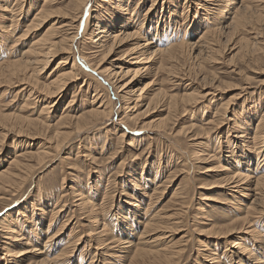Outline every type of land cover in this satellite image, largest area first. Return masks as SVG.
Listing matches in <instances>:
<instances>
[{
	"label": "bare ground",
	"instance_id": "obj_1",
	"mask_svg": "<svg viewBox=\"0 0 264 264\" xmlns=\"http://www.w3.org/2000/svg\"><path fill=\"white\" fill-rule=\"evenodd\" d=\"M91 1L92 0L70 1L71 3L70 5L68 4V9L65 7L66 10L71 9L77 13L78 11L76 12L75 10L79 9V16L73 17L71 21L69 20L70 26H73V23L79 22V19L81 20L82 14L85 12L87 5ZM159 1L161 2V0H151V4L145 8L148 0H143L142 2L141 0H96L94 3L95 6L91 9V12L94 13L92 17L93 25L91 26V29H89L85 39L87 40V45L92 47L90 50L93 51H89L91 52L89 57L92 58L89 59V57L84 56L80 57L86 59L84 61L86 65L83 63L84 66L79 67L75 58L68 55L75 46V41L79 32L77 26L73 27V32L71 31L72 33L69 31L72 28L69 30L67 29L70 32V35H65V39H61V36V38L59 37L58 39L54 37L55 34L57 36L56 30L59 27L58 25V27H56L55 23H51L52 25L49 23L51 25L49 29L47 27V30L45 29L43 33L42 31L38 33L41 25H43V23L45 25L44 21L50 17V13L53 11L51 9L57 4H54L52 0H0V57L4 55L3 53H8L6 56L4 55L0 58V87L2 85H8L12 81L20 82L19 85H22L23 87L21 86L22 88H20L19 92L25 93L26 99H24V104H26V106L36 95L37 97H35L33 101L37 99L40 103L39 113L37 112L38 116L36 117L39 119H33L34 121H38L41 125L48 124L49 121L51 122L53 119L52 117V119L48 117V120L44 121L40 119V115L43 113L48 114L51 112V109L61 105L68 98H66L68 95L66 94V90L76 81L82 80V84L78 87L80 89L83 88L84 93H82V95L85 93L87 94L88 90L93 88V94L91 93L92 96L89 97L91 99H88V110L84 113L79 115L76 113L68 116L67 114L64 115L65 111H67L66 109L71 106L74 101L73 96L70 97L72 100L68 98L70 100L67 102L69 106L67 108H65V105L62 107V111L59 113L60 116L57 118L58 121H56L53 125L51 131V139L53 140L51 145L54 146L53 148L56 152L62 151V149L66 148L68 144V142L64 139H67L66 136L68 134L66 131L65 135L61 133V129H63L61 128L62 126L64 127V125H70L72 122L74 134H71L78 137L81 133L96 127L98 124L103 125L106 121L111 122L110 117L112 115V108L109 106L110 102L104 100L102 94L104 88L102 87V82H100L101 80L97 77H104L106 81H109L110 84L120 93V99L122 101H126L125 107H123L126 112L123 113L124 115L121 119H119L120 123L118 124H123V126L127 128L136 126V121H138L137 118L146 116L144 115V112H146L151 105L158 104L160 99L164 98L162 95H165L166 89L164 90L162 87V82H159L160 84L158 83L159 80L157 79H159V74L167 69L168 73L172 72V68L174 67L173 63H175L181 56L186 57V55H188V58L191 59L192 57L194 61H199L200 63L212 64L215 62L214 57L221 53L222 45L224 46L226 43L232 44L230 41L236 34L239 32H246L248 30H252L253 33L256 31V28L253 29L254 23L252 22L253 15L256 12L253 11L254 8L257 7L260 2L263 3L264 0H166L164 3H160ZM55 11L56 8L52 14L53 17L55 15L54 13L57 12ZM59 14L60 13H58V15ZM63 14L67 15L63 13L62 10L61 15L63 16ZM53 17L51 16V18ZM67 19H69V17ZM19 21L20 24L22 23L23 28L17 31L16 27L17 24H19ZM182 26L186 29H184L186 32V37L184 39L171 36L174 29L177 30V27L178 29H181L183 28ZM62 32H64L63 29ZM254 35L257 38L261 37L256 33H254ZM244 39L245 38L243 37V40ZM238 50H241L239 46ZM61 53H67L68 56L65 58L62 57L58 64L65 66L71 59V65L63 69L53 78L45 79V83L39 84L37 80L40 73L42 74L43 71L50 66L51 61ZM58 64H56L55 67H57ZM150 77H152V79H150ZM196 80L199 82V85L202 84L200 85L202 87L201 92L197 93L201 95L200 97L203 96L208 100L209 93H206V89L208 88L206 85H209L212 82L210 81L207 83V78L205 76L198 77ZM262 84L264 83L262 82ZM193 94H191V97ZM235 94H237V92ZM171 95L172 94H170L168 98L166 97L165 101H163L169 106L171 105V100L174 101L172 99L173 96ZM191 97L190 99H192ZM232 97L233 96H231V98ZM228 99H230V97ZM85 100H83V102H85ZM225 101L222 104L219 102V104L213 105L214 102L211 98L209 99V102L207 101L205 104L206 106L203 108L207 110L208 116H199V113L192 117L195 121L198 118L200 119H198L200 125L197 126L196 130H203V132L199 131L197 135L199 136V134H201L202 136H205H203V138L198 137L195 139L197 141H202L198 142L197 145L200 147L196 150L193 156L196 164L205 163L209 165V167H204L207 169V172L214 171L215 174L220 173V184L223 185L221 187H224L221 188V192L225 197L221 200L224 204L221 203L220 205H226L224 208L226 209V217H228L226 218V226H224L220 231V234H222L220 235V238L222 239L221 242L225 245L232 243V247L235 251L217 253L213 248V252L205 250L206 253L201 258H203L204 264H264V99H253L246 104L240 103L241 105L238 110H236L235 107L230 106L229 101V103ZM183 103L185 102H182V104ZM220 105L221 109L219 110L218 108ZM137 106H140L141 108L145 107V109L143 112L137 111L136 109L134 110ZM261 106L263 107L260 108ZM132 110L133 113L134 111L135 113L136 111L139 113L134 115L131 113ZM189 110L187 111L189 112ZM32 114L33 113H31V115ZM175 114L177 113L175 112ZM166 115L173 116L172 114H169V112ZM217 115H220V118ZM21 117L22 116H20V118ZM217 117L219 119L216 120ZM22 119H24L25 122H33L27 117ZM162 119L159 122H162ZM98 121H100V123H98ZM156 121L157 120H155L154 123ZM167 122L169 123V121ZM224 122H226L225 124L227 126V128H225L226 136H224V138H216L215 140V136L209 135L211 132L210 129H203V126L206 127L212 124L223 125L222 123ZM109 125L111 127L109 128L111 136H117L120 138V143L119 141L118 143L121 144L123 141L122 139H124L126 135L125 132L127 131L124 132L123 130H119V126L117 127L113 122ZM149 125L150 124L148 123L147 126L150 127ZM8 126L10 127V125ZM26 126L27 130H30L28 129V125ZM191 127L192 126H190V128ZM11 128H14V126ZM47 128L50 127L47 126ZM16 131L18 132V130H15V132ZM232 131L235 134L233 137L235 141L231 143L229 137L233 134L229 135V133ZM5 132L6 131H4V133ZM19 133L22 134L21 132ZM178 133H180V131H178ZM29 134L31 135V133ZM29 138L32 139L31 137ZM214 140L217 143H214ZM127 145L134 148L138 147L140 143L135 140L134 143L130 142V144L127 143ZM95 146L98 147L97 144H95ZM28 148L29 147L26 146L25 150ZM103 148L104 143L101 146V151ZM76 149L78 150L79 147ZM136 150L137 149L135 148V151ZM20 151L23 152L16 155L13 151L14 153L8 154L10 155L8 156L10 166L7 164L8 168L5 167V170H0V190L4 188L9 189L10 186L14 185L13 182L21 177L23 172L26 173L27 171L26 176L28 177V174H30L34 168L36 169V166L40 167L43 165L45 156L49 153L47 151L40 152L33 150L29 153H25L26 151L24 152L23 149ZM142 152H144V150H142ZM72 153L73 151L70 152L67 157H63L61 160L62 163H66V161H70L72 158H75L73 156L70 158ZM74 155L76 156V154ZM112 155L113 153L110 156ZM27 159L31 161L33 159L36 162V166L33 169L31 165H28L29 161ZM72 161L73 162L69 163V166H75L76 161L73 159ZM120 163L122 165L124 162L120 161ZM118 166L119 164L117 167ZM197 166V169H203L200 168V165ZM119 168L121 170V167ZM211 175L215 177L214 174ZM27 177H24L25 181H27ZM111 179L106 178L105 183H109ZM145 179L137 180L138 184L136 185L140 189L136 190L139 192L136 193L135 190L132 194L125 196L128 200H125V204L129 206V209L127 210L126 207L125 209L119 207L116 209L115 213L111 212L113 211L111 210L113 207V201L110 200L112 195L108 193L109 191L106 187L99 191L96 185L92 186V190L94 189L92 193L89 185H85V189L83 190H79L80 184H73L69 187V195L72 199L77 198L76 201L79 202L76 207L78 208V211L81 212L80 220L87 222L89 225L92 223L95 227V229L91 232L85 230L84 234L83 232L78 231L79 223L77 221L72 224V221L77 218L68 214V209L65 210L67 206L65 205L66 202H63V196H56L57 194L54 193L47 196L41 194V197L37 200H34L35 198L31 201L28 200L23 207L15 209L8 215L1 218L0 264H82L85 262L87 256L88 261L86 264H93L96 261L99 264H104V261L106 260V258H104V254L109 252V250H113L108 249L111 246L118 248V251L122 250L123 254L128 256L129 260L127 264L168 263V256H172L174 254L176 256L180 255L184 249L177 248L179 251H175L174 249L175 253L167 252V248H170L172 245L168 247V244L165 243L166 240L163 238L165 237L164 232H160L159 230L160 233L155 235L154 232L157 233L158 229L163 227H165L163 228V231H166V233L174 232L173 225L175 224L168 225V222H175L181 211L179 209V211L173 212L171 215L167 216L168 222H163V218L159 212H155V214H153L152 211H149L152 205L151 201L155 200H151L152 195L147 194V190L144 188V185L147 186L149 183H152V194L153 192H157L156 190L160 187V185L159 181L156 180V174H152L150 181ZM15 188L16 187H14L13 191H15ZM17 190L18 189H16V191ZM21 192H23V190L20 188L19 193L21 194ZM250 194L252 199L251 202L249 200ZM100 195L101 199L98 205L96 202H98ZM136 195L137 198L135 197ZM175 196L176 192L172 193V197ZM200 196L203 197V194ZM144 197L147 198L146 203L145 201L143 202ZM144 205L145 207L143 208ZM182 211L184 212V210ZM109 213H111V215H109L111 219H108L107 221L106 216H108ZM112 219L116 224L120 223L119 226H121V229L119 230L123 233L122 238H120L119 235H114L108 232ZM198 220L203 223H199V225L208 227V231L206 232L210 234L213 224L209 222L207 216L203 215ZM204 220L208 223L203 222ZM260 223L261 226H259ZM135 225H139L142 228V233L136 241L137 244L133 243L130 239L134 237L133 234L136 230L134 228ZM234 234L238 235L236 243L232 241ZM148 235H150V237H148ZM162 241L163 248L161 249L160 245ZM92 243H94L96 247L93 248L95 251L90 253V249L93 246ZM176 244H179V242ZM213 244L214 247L218 246L216 243ZM220 245L222 244L220 243ZM102 247L107 248L108 251L101 252L100 249H102ZM112 254L108 256H110L111 259H117V257ZM74 258H77V262ZM171 261L173 262V260Z\"/></svg>",
	"mask_w": 264,
	"mask_h": 264
},
{
	"label": "rangeland",
	"instance_id": "obj_2",
	"mask_svg": "<svg viewBox=\"0 0 264 264\" xmlns=\"http://www.w3.org/2000/svg\"><path fill=\"white\" fill-rule=\"evenodd\" d=\"M52 1L54 2V4H57V5H54L57 12L55 11L56 13H54L55 15L53 17L52 14H53L55 8L53 7L51 9L53 11H51L50 17L44 21L45 25H44V23H43V25H41L38 33H40L41 31L43 33L45 31V29L47 30V27L49 29L50 26L53 23H55L56 27H58V26L59 27L56 30L57 36L55 34L54 37H56L58 39L61 36L62 37V38L60 37L61 39H65L64 36L70 35V32L71 31L73 32V27L77 26L79 32H78L77 39L75 41V46L73 47V50L68 55H70V57H72V58H75L79 67H83L85 64L84 61L86 59L80 58V57H83V56L89 57L90 56L89 54H91V52L93 51V50H90L92 47H89L87 45V40H85V39L87 37L89 29H91V26L93 25L92 24V17L94 15V13L91 12V9H93V7L95 6L94 3L96 2V0H92L87 5L85 12L81 16V20L79 19V22L73 23V26L72 25L70 26V21L73 17L79 16V9L75 10L76 12L78 11L77 13H75L71 9L66 10V8L68 9V6L70 5L71 0L70 1L69 0H52ZM142 1L143 0H141V2ZM165 1L166 0H163V1L161 0V2H163V3ZM150 4H151V0H148V3H146L145 8H147ZM61 9L63 10V13L67 14L68 16L64 15V14L62 16L61 15L62 14ZM253 12H256V13H254L253 18H252V22L254 23L253 29L256 28V31L254 33L258 34L261 37L257 38L254 35V33L252 32V30H248V31L242 32V33L239 32L230 41L232 44L226 43V44H224V46L222 45L221 53L217 54L214 57L215 62H213L212 64L211 63L210 64L209 63H202V62L200 63L199 61L196 62L192 59V57H191V59L188 58L187 57L188 55H186V57L185 56L179 57L178 60L175 63H173L174 67L172 68V72L168 73V69H167L164 72H162L161 74H159L160 75L158 77L159 79H157V80H159L158 83L159 82L163 83L162 87L164 88V90L166 89L165 95L164 96L162 95V97H164V98L160 99L158 104L151 105L149 107V109L146 110V112H144V115H146V116H144L142 118H137L138 121H136V123H137L136 126H132L130 128H127V127H124L123 124H120V125L118 124V123H120L119 119H121L124 115L123 113L126 112L123 108V107H125L126 101L125 100L122 101L120 99V97H119L120 93L118 92V90L114 86H112L110 84L109 81H106L104 77H97L99 80H101L100 82H102L101 84H102V87L104 88L103 91L101 90L103 97H104V100L109 101L110 102L109 106H110V108H112V115L110 117L111 122L115 123L117 127L119 126L118 127L119 130H123L124 132L127 131V132H125L126 135H125L124 139H122L123 141L121 142V144H119L120 140H121L120 138H118L117 136L116 137L111 136V132H109V130H110L109 128H111L109 124L111 122L106 121L105 124H103V125L98 124V125H96V127H93L92 129L81 133L78 137L76 135L74 136L71 134L74 131L72 122L70 123V125H66V126L64 125V127L63 126L61 127V128H63V129H61L62 130L61 133H63V135H65V131H66V133L68 134L66 136L67 139L64 138L68 142L67 147L63 148L62 151L56 152V150L53 148L54 146L51 145L53 143V140L51 139L52 127L56 123V121H58L57 118H59V116H60L59 113L62 111L61 110L62 107L64 105H65V108H67L69 106L67 102L72 100V98H70L71 96H73L74 101L72 102L71 106H69L66 109L67 111H65L64 115L67 114V116H68L70 114L72 115L73 113H76L77 115H79V114L84 113L85 111L88 110V105H87L88 99H91L89 97H91L93 94V88H90L89 90L87 89L88 90L87 94L85 93L82 95V93H84L83 88H81V89L78 88L82 84V80L76 81L75 83H73L74 85L73 84L70 85V87H68V89L66 90V92H67L66 94H68L66 96V98L68 97L70 100L67 98L61 105L55 107L54 109H51L50 113H48V114L43 113L42 114L43 117H42V115H40V119H42L44 121L45 120L47 121L48 117L53 118V119L51 118L52 119L51 122L50 121L48 122L49 125L48 124H42L41 125V123H39L38 121H34L35 119H39L36 117L38 116V113H39L40 103L37 101V99L33 101V99L35 97H37L36 95L31 100L29 99L31 102L29 101L27 106H26V104H24V102H25L24 99H26L25 93L19 92L20 88L23 87L22 85H19L20 82L12 81L8 84L9 86L8 85H2L0 87V98H1L0 99V103H1L0 104V113H1V115H0L1 116L0 117V121H1L0 122V138H1L0 139V143H1L0 144V147H1L0 148V166H1L0 170H5L6 169L5 167L8 168V165L10 162L8 160V156H10V155H8V154H12L15 152L17 155V154L23 152V151H20L22 149L24 150V152L26 151L25 153H29L32 150L33 151H40V152L41 151H47V152H49L48 153L49 156L48 155L45 156V160L43 161L44 163L40 167L36 166V162L33 159H32V161L27 159L29 161L28 165H31L32 169L36 166V169L34 168L35 170L33 169V171L30 174H28V177L26 176L27 171H26V173L23 172L21 177L13 182L14 185L10 186V188H12V189L4 188V189L0 190V223L2 221L1 218H3L5 215H8L10 212H12L15 209L23 207V205L26 202H28V200L31 201L34 198H35L34 200H37L38 198L41 197V194L47 196L50 194L52 195L54 193V194H57L56 196H58V195L63 196V200H64L63 202H66L65 205L67 206L65 208V210L68 209V211H69L68 214L73 215L74 218H77L75 220L73 219L74 221H72L73 222L72 224H74L75 221H77L79 223L78 231L83 232V234H84L85 230L91 232L92 230L95 229V227L92 223H91V225H89V224H87V222L80 220L81 212H79L78 208L76 207V205H78L79 202L76 201L77 198H74V199L71 198V196L69 195V187H71L73 184H77V185L80 184L79 190H83V189H85V185H89L91 188L90 189L91 193L94 190V189L92 190V186L96 185V187L99 189V191L103 190L106 187V189L109 191L108 193L110 195H112V198L110 200L113 201V207L111 209L113 211H111V210L110 211L115 213L116 209H118L119 207L122 209H125V207L127 210L129 209L128 208L129 206H127V204H125V202H126L125 200H127L125 198V196H127L128 194H132V192H134L136 189H140L136 185V184H138L137 180L146 178L145 180L150 181L152 174H156V178H157L156 180L159 181V185H160V187L157 188V190H156L158 193L155 191L156 193L153 192L154 195L152 194V192H151V190L153 189L152 183L148 182L149 185H147V184H146L147 186L144 185V188L147 190V194L152 195L151 200H155V201H151L152 205H151V208L149 211H152L153 214H155V212L156 213L159 212L161 214V217L163 218V222H168L167 216L171 215L173 212H177V211H179V209L181 212L177 216V220H175V222L174 221H172L170 223L168 222V225L175 224V225H173L174 226L173 229H174V232H176V233H174V232L166 233V231H163V228H165V227H163V228H159L157 233L154 232V235L159 234L161 231L164 232L165 237H166V238L163 237L164 240H166L165 243L168 244L167 245L168 247H170V245H172L170 248H167V252L175 253L177 248L178 249L179 248L184 249V250L180 249V250H183L180 253V255L176 256L174 254L175 256L174 255L168 256V258H169L168 263L164 262L163 264H173V262H174V264H176L177 262H178L177 264H204L203 258H201V257H203V255L206 253L205 250H209L210 252H213L212 250L215 249L217 253H220V252L226 253L229 251L230 252L235 251V249L232 247L233 246L232 243L225 245L221 242L222 239L220 238L221 237L220 235H222V234H220V231H221V229H223L224 226H226V224H227L226 218H228V217H226V214H225L226 209L224 208L226 205H223V206L220 205L221 203L224 204V202L221 200L225 198L221 192V188H224V187H221L223 185L220 184V173L215 174L214 171H208L207 172V169L204 167H209V165L205 164V163L196 164L195 158L193 156L194 153L196 152V150H198L200 147V146L198 147V145H197L198 142L202 141V140L197 141L195 139L198 137L203 138L204 135L203 136L201 134H199V136L197 135V133H199V131L203 132V130H199V131L196 130L197 126L200 125V123H199L200 119L198 118L199 120L196 119V121H195V119H193L192 117H194V115H197L199 113H200L199 116H206L207 110L203 109V108H204V106H206L205 104L207 103V101L209 102V99H211V98L213 99V102H214L213 105H217V104H219V102H220V104H222L226 100L225 102H227V103L230 102L229 105L232 107H235L236 110L239 109V106L242 103L246 104L247 102H249L250 100H253V99H259V98L264 99V95H263L264 94V84H262V82L264 83V49H263L264 48V1H263V3L260 2L257 5V7L254 8ZM58 13H60V14L58 15ZM51 16L53 18H51ZM56 16H57V18H56ZM68 17H69V19H67ZM59 20H60V22H59ZM21 22H22V20H21ZM18 23L20 24V21ZM49 23L50 24L52 23V24L50 25ZM19 24H17V27H16L17 31H19L23 28L22 23L20 25ZM67 25H69V26H67ZM63 27H65L66 29ZM182 27L183 28H181V29H178V27H177V30L174 29L171 36H175L176 38L184 39L186 37V32H185L186 29L184 26H182ZM70 28H72V29L69 30ZM62 29L64 32H62ZM58 32H59V34H58ZM243 37L245 38L244 40H243ZM241 43H242V45H241ZM238 46L240 47L241 50H238ZM89 51H91V52H89ZM251 53H254V54H251ZM3 54L6 56L8 53H3ZM71 54H72V56H71ZM4 55H2L1 57H3ZM68 55H67V53H61V54L57 55V57L51 61L50 66L47 69H45L42 74L40 73V75L38 76L37 81L39 82V84L45 83V79H47V78L51 79L54 76L58 75L63 69L69 67L71 65V62H72L71 59L69 60L70 62L68 61V64L65 66H62V64L61 65L58 64V62L61 61L62 57L65 58ZM90 58H92V57H89V59ZM245 58H248V59H245ZM234 60H236V61H234ZM176 63H178V64H176ZM56 64H58L57 67H55ZM209 68H211V69H209ZM169 70H171V69H169ZM47 74H48V76H47ZM172 74L173 75L175 74L176 76L175 75L173 76ZM203 76H205L207 78V81H206L207 83L210 81L212 82L209 85H206L209 88V90H208V88L206 89V93H209L208 100L205 99L203 96L200 97L201 95L198 94L202 90L201 89L202 87L200 86L202 84L199 85V82L196 79H198V77H203ZM150 79H152V77H150ZM167 79L171 80V81H168ZM211 79H213L214 81ZM14 85H15V87H14ZM209 86H211V87H209ZM218 88H219V90H218ZM4 89H5V91H4ZM77 89H78V91H77ZM152 89H154V88H152ZM194 91H196V92H194ZM222 91H224V92H222ZM236 92H237V94H235ZM170 94H172L171 96H173L172 99L174 101L176 100L175 102L171 100L172 107H171V105L169 106L166 102H163V101H165L166 97L168 98V96ZM191 94H193L192 97H191ZM196 94L198 97L196 96ZM74 95H75V97H74ZM187 95H188V97H187ZM1 96H3V97H1ZM231 96H233L232 97L233 99L231 98ZM234 96H236V97H234ZM174 97H175V99H174ZM190 97L192 99H190ZM229 97L231 100L228 99ZM195 98L198 100H196ZM85 99H87V100H85ZM107 99H109V100H107ZM83 100H85V102H83ZM189 100H191V101H189ZM172 102H173V104H172ZM182 102H185V103H183L184 105L182 104ZM31 103L33 106L31 105ZM201 103H202V105H201ZM131 107H132V105H131ZM262 107L263 106H261L260 108H262ZM135 109L137 111L143 112L145 107L141 108L140 106H137L134 108V110ZM166 109H168V110L165 111ZM183 109H184V111H183ZM189 109L191 110V112ZM218 109L219 110L221 109V105ZM187 110H189V112ZM137 111H136V113H135V111L133 113V110H132L131 113H133L135 115V114L139 113V112L137 113ZM174 111L177 114H175ZM168 112H169V114H172L173 116L166 115V114H168ZM31 113H33V114L31 115ZM15 116H17V117H15ZM20 116H22V117L20 118ZM187 116L189 117V119ZM217 116L220 118V115H217ZM13 117L15 120L13 119ZM24 117H27L28 119L32 120L33 122H25V120L22 119ZM218 117L216 118V120L219 119ZM18 118H20V119H18ZM175 118H176V120H175ZM1 119H3V120H1ZM161 119H162V122H159ZM155 120H157V121L154 123ZM100 121H98V123H100ZM167 121H169V123ZM148 123L150 124L149 125L150 127L147 126ZM225 123L226 122L222 123L223 125H221V124L220 125H213L212 124V125H208L206 127L203 126V129H207V128L210 129L211 132L209 135L215 136V140H216V138H224V136H226V134H225L226 129L225 128H227ZM7 124L10 125V127ZM15 125H17V126H15ZM26 125H28V127H29L28 129H30V130H27ZM37 125H39V126H37ZM167 125H169V126H167ZM12 126H14V128H11ZM47 126L50 127L51 129L47 128ZM165 126H166V128H165ZM190 126H192V127L190 128ZM144 127H145V129H144ZM141 128H142V130H141ZM181 128L183 131L181 130ZM2 129H5V130H2ZM9 129H11V130H9ZM12 129H13V132H12ZM15 130H18V132L17 131L15 132ZM169 130L171 133L169 132ZM186 130H188V131H186ZM4 131H6V132L4 133ZM10 131H11V134L12 133H14V134L11 135ZM98 131H100V132H98ZM178 131H180V133H178ZM19 132H21L22 134H20ZM29 133H31V135ZM7 134H8V136H7ZM230 134L231 135L233 134L231 137H229V139L232 143L233 141H235V139L233 138L235 136V134L233 131L230 132L229 135ZM14 135H16L17 137ZM39 135H40V137H39ZM22 136H24V137H22ZM27 136L31 137L32 139H30ZM68 136L69 137L71 136V137L69 138ZM135 140H137L140 143V145L138 147L133 148V147H129L127 145V143L130 144V142L134 143ZM118 141H119V143H118ZM95 142H97V143H95ZM103 143H104V148L101 151V146L103 145ZM214 143H217V142L215 141ZM95 144H97L98 147H96ZM116 144H117V146H116ZM26 146L29 148L25 150ZM77 147H79L78 150L76 149ZM135 148L137 149L136 151H135ZM142 150H144V152H142ZM17 151H18V153H17ZM72 151H73V153L70 155V158H72V156L75 157L72 159L74 161H76V164H75L76 167L71 166V165L69 166V163L73 162L72 159L70 161H66V163H62V161H61L63 157H67L68 154H70V152H72ZM112 153H113V155L110 156ZM74 154H76V156ZM4 160H5V162H4ZM120 161L124 162V163H122V165H121ZM118 164H119V166L117 167ZM197 165H200V168H203V169H201V170L197 169V167H198ZM119 167H121V170ZM211 174H214L215 177ZM146 176H148V177H146ZM24 177H27L26 178L27 181L24 180ZM110 177L111 178L113 177V178L111 179ZM106 178L111 179L109 181V183H105ZM131 180H132V182H131ZM167 180H168V182H167ZM18 182H19V184H18ZM62 182H63V184H62ZM14 187H16L15 191H13ZM61 187H62V189H61ZM108 187H110V188H108ZM20 188L23 190V192H21V194L23 193L22 196L19 193ZM113 188L115 189V191ZM118 188H120V189H118ZM16 189H18V190L16 191ZM13 192L14 193L16 192V193L14 194ZM137 192H139V191L136 190V193ZM174 192H176V196L172 197V193H174ZM201 194H203V197L200 196ZM140 196H141V194H140ZM135 197L137 198V195ZM100 199H101V195L99 196L98 202H96V204L99 203ZM249 200H250V202L252 200L251 194L249 195ZM144 201H145V203L147 202L146 197H144L143 202ZM178 206H179V208H178ZM144 207H145V205L143 206V208ZM182 210H184V212ZM109 215H111V213H109L108 216ZM164 215H165V217H164ZM203 215H206L209 222L211 224H213V228H212L210 234H208L206 232V231H208V227H206V226L204 227V225H199V223H201V222H199L198 219L201 218ZM108 216H106L107 221H108V219H111V217L110 216L108 217ZM111 221L112 222L109 225L108 232L111 234H114V235H119V237L122 238L123 233H121L119 230V229H121V226H119L120 223L116 224L113 221V219ZM203 222H207V221L204 220ZM201 224H203V223H201ZM259 226H261V223ZM134 228L136 229L134 234H133L134 237H132L130 239L132 240L133 243L137 244L136 241H137V238L142 233L141 232L142 228L139 225L138 226L135 225ZM109 229H111V230H109ZM176 229H177V231H176ZM213 229H215V230H213ZM258 229H259V227H258ZM159 230H160V232H159ZM150 235H152V234H150ZM150 235H148V237H150ZM83 236H85V235H83ZM167 236H170V237H167ZM237 236L238 235H235V234L233 235L232 241H234V243L237 242L236 241ZM178 242H179V244H176ZM173 243H174V246H173ZM180 243L181 244L183 243V244L181 245ZM213 243L218 244V246L214 247ZM220 243L222 245H220ZM92 245L93 246L90 249V253L92 251H95V250H93V248H95L96 246L94 243H92ZM160 246L162 249L163 248V241H162ZM108 249H113V250H109V252L104 254L105 255L104 258H106V260L104 259L105 260L104 264H127L128 263L129 258H128V256H125V254H123L122 250L118 251V248H114L113 246H111ZM174 249H175V251H174ZM100 251L102 252V251H108V250H107V248L102 247V249H100ZM177 251H179V250H177ZM112 253H115V254H112ZM110 254L117 257V259H111L110 256H108ZM161 255H163V254H161ZM87 257L85 259V262H83L82 264H86V262L88 261ZM123 257H125V258H123ZM170 257H172V258H170ZM179 258H181V259H179ZM74 259H75V261L77 260V258H74ZM171 260H173V262ZM176 260H178V261H176ZM93 264H99V263L96 261Z\"/></svg>",
	"mask_w": 264,
	"mask_h": 264
}]
</instances>
